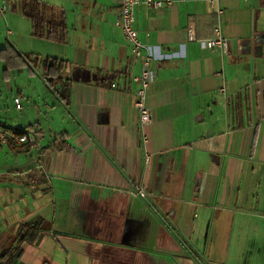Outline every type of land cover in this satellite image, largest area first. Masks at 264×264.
Here are the masks:
<instances>
[{
  "label": "crops",
  "instance_id": "0c3cea01",
  "mask_svg": "<svg viewBox=\"0 0 264 264\" xmlns=\"http://www.w3.org/2000/svg\"><path fill=\"white\" fill-rule=\"evenodd\" d=\"M45 1L66 8L69 26L46 55L19 0H0V50L7 30L21 50L68 59L72 80L65 101L31 68L37 88L16 90L46 116L20 127L0 115L35 143L0 142V251L43 217L16 264H264V0H220L228 54L200 41L218 23L207 0L137 5L157 71L145 125L142 64L116 24L122 0Z\"/></svg>",
  "mask_w": 264,
  "mask_h": 264
},
{
  "label": "trees",
  "instance_id": "16d2710c",
  "mask_svg": "<svg viewBox=\"0 0 264 264\" xmlns=\"http://www.w3.org/2000/svg\"><path fill=\"white\" fill-rule=\"evenodd\" d=\"M18 4L21 11L31 19L34 36L54 42L67 41L69 26L64 6L45 0H19ZM0 53L2 58H7L8 65H10V58L14 56L22 57L20 51L12 43L1 48ZM36 59L39 60V57L37 56ZM32 61L33 59L31 58L28 63ZM68 63V59L54 56H47L43 59L46 81L65 101L70 100V82L72 81L69 77L65 78L63 73ZM5 76L9 77L10 71L6 72ZM0 125H3L2 122H0ZM12 128H15L19 134L26 132L25 129ZM50 147L72 148L68 142H59L58 140ZM48 224L43 217L22 222L18 228L20 238L16 243L0 252V264H16L23 251V242L35 239Z\"/></svg>",
  "mask_w": 264,
  "mask_h": 264
},
{
  "label": "built area",
  "instance_id": "2783aa9c",
  "mask_svg": "<svg viewBox=\"0 0 264 264\" xmlns=\"http://www.w3.org/2000/svg\"><path fill=\"white\" fill-rule=\"evenodd\" d=\"M207 2L210 10L217 15L218 23L214 27L213 35L209 38L200 39V41L206 47L217 48L223 54H228L230 52V39L224 32L222 22L224 9L220 0H207ZM142 3L151 7H162L165 4H172L173 0H122L121 15L116 21V24L122 28L127 39L132 43L136 60H140L142 64L141 73L134 76V79L139 83L135 94V106L140 111V124L145 125L153 120L152 110L147 104V95L150 83L155 79L157 71L151 66L155 59L153 46L139 37L135 25L136 7ZM187 33L190 40H198L194 26H190ZM18 105L20 106V104ZM33 137L32 132L26 131L19 134L15 128L0 125V142H14L33 146L35 144ZM135 190L141 196H147L143 185H137Z\"/></svg>",
  "mask_w": 264,
  "mask_h": 264
},
{
  "label": "rangeland",
  "instance_id": "374dc122",
  "mask_svg": "<svg viewBox=\"0 0 264 264\" xmlns=\"http://www.w3.org/2000/svg\"><path fill=\"white\" fill-rule=\"evenodd\" d=\"M7 34V30H4L2 38L4 47L8 46L9 42H11L20 51L22 57L14 56L13 58H10V65H8L7 58H4V66L0 70V115L2 114L8 123H11L12 125L25 127L26 123L21 124V122H27L31 119L35 120V117L38 116L39 112L41 117H45V108L41 107L38 109L28 101L27 97L19 96L16 90V85L32 92L37 88V84L35 83L36 78L33 77L34 75L30 71L31 68L39 70V73H36V76L38 79L40 78L41 84L43 83L45 85V81L41 77V74L42 71L45 70L43 59L47 56L42 55L40 52L19 49L18 46L13 43V35L10 34V38H12L10 41L6 39ZM34 37L36 38L35 51L41 49L44 54L48 53V51H57L55 47H52L55 46L54 41L36 36ZM24 47H29V43H25ZM37 56L39 59L41 58L40 62L36 59ZM31 58L33 61L28 63V60ZM8 71H10L12 77L10 80H6L2 76L5 75L6 72L8 73ZM11 85L12 87L10 88ZM12 88H14L13 91L11 90ZM40 92L44 91L41 90ZM18 104H20L21 107H19ZM5 246L8 247L9 245L7 244ZM3 250L4 249L1 251Z\"/></svg>",
  "mask_w": 264,
  "mask_h": 264
},
{
  "label": "water",
  "instance_id": "95a60500",
  "mask_svg": "<svg viewBox=\"0 0 264 264\" xmlns=\"http://www.w3.org/2000/svg\"><path fill=\"white\" fill-rule=\"evenodd\" d=\"M261 40H262V43L264 44V36L261 38Z\"/></svg>",
  "mask_w": 264,
  "mask_h": 264
}]
</instances>
